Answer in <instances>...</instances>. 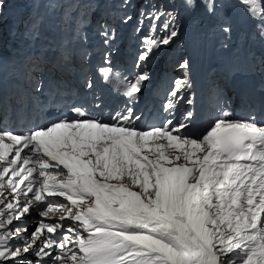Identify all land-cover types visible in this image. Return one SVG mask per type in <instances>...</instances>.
Wrapping results in <instances>:
<instances>
[{"label":"snow or ice","instance_id":"1","mask_svg":"<svg viewBox=\"0 0 264 264\" xmlns=\"http://www.w3.org/2000/svg\"><path fill=\"white\" fill-rule=\"evenodd\" d=\"M203 2L213 12L212 0ZM241 2L264 21L259 0ZM164 31L159 39L146 38L139 61L173 42L174 18ZM180 66L186 69L188 62ZM102 73L109 79L111 69ZM149 78L146 71L138 74L123 94L136 100ZM171 108L169 102L165 109ZM72 111L77 119L28 133L0 132V188L6 184L17 201L6 205L12 213L0 219V264H48L44 257L51 264H264V126L221 118L206 134L191 137L181 131L190 112L184 120L144 130L132 123L141 117L131 108L111 124L87 118L82 108ZM55 197L70 206L49 199ZM54 207L65 209L60 220L73 224L41 222L29 242L11 246L26 231L8 228L13 218L33 209L48 217ZM30 249L39 260L26 259Z\"/></svg>","mask_w":264,"mask_h":264},{"label":"rangeland","instance_id":"2","mask_svg":"<svg viewBox=\"0 0 264 264\" xmlns=\"http://www.w3.org/2000/svg\"><path fill=\"white\" fill-rule=\"evenodd\" d=\"M108 2L104 6V10L107 12L108 9L113 8L114 5L126 7L130 4L131 0H107ZM154 1V0H152ZM259 2H263L264 0H259ZM264 9V7L262 8Z\"/></svg>","mask_w":264,"mask_h":264}]
</instances>
